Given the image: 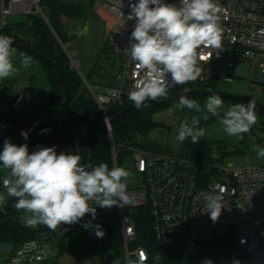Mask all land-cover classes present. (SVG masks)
<instances>
[{
  "label": "built area",
  "instance_id": "built-area-1",
  "mask_svg": "<svg viewBox=\"0 0 264 264\" xmlns=\"http://www.w3.org/2000/svg\"><path fill=\"white\" fill-rule=\"evenodd\" d=\"M42 0H0V33L8 27V17L15 14H39L46 21ZM97 13L105 22V42L109 49L106 80L94 86L86 79L85 87L95 100L108 125L112 145V117L110 110L122 106L133 90L139 70L129 63L123 49L134 29L135 21H127L130 3L136 0H96ZM168 3L176 0H166ZM219 8L222 40L220 49H205L206 59L201 62L202 78L184 91L197 90L201 85L233 81L240 64L250 66V79L264 86V0H215ZM121 4L123 7L121 8ZM122 11L123 16L120 15ZM66 48V46L64 45ZM70 65H77L74 52L66 49ZM113 63H110L112 62ZM259 69L260 79L255 80L254 70ZM112 69L116 73H112ZM3 130L11 129L8 123ZM135 172L142 177V185L128 190L132 205L118 207L121 223L124 261L135 258L138 250L148 256L147 264H232L233 258L242 264H264V167H238L235 163L224 165L219 160H206L194 155L170 151L130 147ZM218 194L223 197L221 214L216 222L204 212L205 197ZM148 208L150 212L155 247L165 252L187 250L201 243L230 240L234 246L227 255L199 261L172 260L165 262L147 247L138 244L134 213ZM262 231L256 235L255 228ZM58 250L49 232L36 234L23 243L9 264L42 262L56 256Z\"/></svg>",
  "mask_w": 264,
  "mask_h": 264
},
{
  "label": "clouds",
  "instance_id": "clouds-1",
  "mask_svg": "<svg viewBox=\"0 0 264 264\" xmlns=\"http://www.w3.org/2000/svg\"><path fill=\"white\" fill-rule=\"evenodd\" d=\"M123 5L121 4V8ZM127 21H135L134 29L123 49L129 63L139 70L133 90L128 99L137 108L147 107L148 101L167 99L169 89L186 85L202 78L201 62L206 59L205 49H220L222 30L219 8L215 0H136L129 4ZM120 15L123 16L122 11ZM13 39L0 35V80H5L21 69L32 65V57L20 58L19 65L14 62L16 49ZM178 107L194 110L190 120L180 123L176 140H186L198 144L205 136L201 120L216 117L224 132L232 137L243 139L257 123L256 102L247 105L235 103L224 108L223 97L213 93L201 106L189 95L179 96ZM31 130H22L21 136L28 139ZM50 131L42 130L41 134ZM257 157H264V147L255 149ZM77 152L57 151L56 146L38 145L30 151L27 143L16 144L5 139L0 149V169L6 175L0 178L4 192L0 193V208L9 198H14L13 207L19 213L21 222L28 227L45 226L49 230L64 234L61 225L80 223L91 230L97 238H103L104 230L100 224H93L97 207L111 209L132 205L127 185L132 175L124 167H109L107 163L92 165L83 163ZM204 212L213 222L221 214L223 197L208 194L205 197ZM135 258L128 256L124 264H147L148 256L138 250ZM159 262L160 256L154 257ZM112 264H121L114 258ZM207 264H213L211 259ZM232 264H242L233 258Z\"/></svg>",
  "mask_w": 264,
  "mask_h": 264
},
{
  "label": "trees",
  "instance_id": "trees-1",
  "mask_svg": "<svg viewBox=\"0 0 264 264\" xmlns=\"http://www.w3.org/2000/svg\"><path fill=\"white\" fill-rule=\"evenodd\" d=\"M40 6L48 22L39 14H31L28 15V19L25 22L15 24L13 28L7 27L1 34L10 36L13 41L27 45L52 60L67 80L71 91L73 108L85 116L102 120L98 105L83 84L81 77L72 71L70 59L60 44L61 42L63 45H66L72 41L68 25L69 22L88 19L91 14V5L89 6L83 1L76 0H42ZM14 30L16 33L13 32ZM104 54L108 56L109 51L107 54ZM26 55L31 56L40 63L48 74L51 95L53 100L59 102L61 107H63V115L54 124L47 125L32 122L28 117L19 116L13 110L6 111L0 108V149H2L4 140L9 139L18 145L27 143L30 151L35 150L38 145L46 147L56 146L58 152H77L78 150V153L83 158V163H90L92 165L107 163L110 168L115 166L112 145L109 141L107 129L90 126L81 119L67 115L64 110V87L54 69L49 67L40 58L29 53H26ZM106 56L105 58L100 57V59L107 62L108 57ZM100 61L94 65L88 74V82L96 78L95 76H98L100 70L103 69ZM107 76L108 74L105 72V78ZM100 78H103V75ZM214 85H201L198 89L216 90ZM192 86L193 82L173 87L169 89L168 97L180 94L187 87ZM192 99L207 98L196 97ZM132 103L129 99H125L124 104L112 108L109 115L114 118ZM164 108L166 107H141L127 115L121 122L112 126V136L116 144V159L119 167H123L131 159L130 147L138 146L148 150L165 151L153 147H146L141 142L142 139L148 136L150 131L157 127L152 119V113ZM208 120L218 119L210 116ZM3 123H8L12 128L3 130L1 128V124ZM44 129H50V131L41 134ZM22 130H31L26 141L20 134ZM184 144L188 147H185L180 153L191 154L202 159L211 160L207 155L203 157L190 151L191 144L190 146L187 142ZM2 191L5 190L2 183H0V193ZM14 202V198H9L6 205L0 210V243L10 245L9 252L12 256L23 243L35 238L36 234L44 232L51 234V239L56 243L58 250L57 256H60L65 252L70 233L75 230L84 229L81 226L84 220L91 219V216L86 214L80 223L61 225V230L67 229L62 235L59 230L53 232L43 225L35 228L25 226L20 220L22 213L17 212L13 207ZM133 216L138 234V244L147 247L155 255L158 254L165 262L172 260L192 262L227 255L234 246L230 240H215L201 243L193 249L165 252L155 247L149 209H139L135 211ZM93 224H100L105 232L103 238H97L90 230L97 238L96 242L100 243L102 240H108L107 245L109 244V246L116 250V253L119 254L121 264H124V255L122 253L123 237L118 207L114 206L111 209L97 207V215ZM112 241H116V243L112 245Z\"/></svg>",
  "mask_w": 264,
  "mask_h": 264
},
{
  "label": "rangeland",
  "instance_id": "rangeland-1",
  "mask_svg": "<svg viewBox=\"0 0 264 264\" xmlns=\"http://www.w3.org/2000/svg\"><path fill=\"white\" fill-rule=\"evenodd\" d=\"M83 1L91 5L90 17L86 20H74L69 22L70 36L72 41L66 44L70 52H74L78 59V64L70 65L73 72H76L84 84L88 74L102 58L104 53H108L105 42V22L97 13L96 0H76ZM27 15L15 14L8 17V27L13 28L15 24L25 22ZM14 33L15 30L13 31ZM66 52V51H65ZM26 53L16 49L14 62L19 65L20 58ZM107 57V56H106ZM103 69L98 76L90 80V84H102L105 78V69L108 65L105 60H101ZM110 63H113L110 62ZM112 73H116L112 69ZM103 75V78L100 76ZM255 80L260 79L258 68L254 70ZM88 81V80H87ZM215 89L239 96L241 98L252 100L264 108V86L255 84L250 79V66L240 64L235 70L233 81H221L216 83ZM203 106L207 99H194ZM224 102V108L231 107L233 103ZM0 108L3 110H13L19 116L28 117L35 123L52 125L60 116L63 115V107L60 103L53 100L48 74L42 68V65L32 58V65L27 69H21L19 74L0 80ZM193 115H198L194 110L187 108L180 109L178 103L157 110L152 113V119L156 123V128L150 131L147 137L141 140L146 147H153L159 150L170 152H181L187 142L191 148L190 151L210 157L211 160H219L224 165L235 163L238 167H264V157H257L255 149L264 147V118L257 114V123L248 133L243 134V139L227 135L223 126L218 120H201V127L205 129V136L201 138L198 144H192L186 140L180 143L176 140V135L181 122L190 120ZM131 172L127 190L137 188L142 185V177L135 172L132 159L128 160L124 166ZM6 175L5 171L0 169V177ZM4 192V191H2ZM2 208H0L1 210ZM262 231L261 227L255 228L256 235ZM97 238L90 230L79 229L72 231L67 240L65 252L60 256L49 257L42 262L29 264H112L114 258H119L116 250L107 245L108 240H102L97 243ZM116 243L112 241L111 244ZM10 245L0 243V264H9L6 260L10 251ZM124 257V245L122 251Z\"/></svg>",
  "mask_w": 264,
  "mask_h": 264
},
{
  "label": "water",
  "instance_id": "water-1",
  "mask_svg": "<svg viewBox=\"0 0 264 264\" xmlns=\"http://www.w3.org/2000/svg\"><path fill=\"white\" fill-rule=\"evenodd\" d=\"M0 35H3V34L0 33ZM13 42H14L13 47L15 49L21 50L25 53H29V54L34 55L35 57L40 58L49 67L54 69V71L56 72V74L58 76V79L61 81V83L63 84V87H64V91H65L64 110H65V113L67 115H71V116H74L78 119H81L82 121L86 122L88 125L96 127V128H103V129L108 128V125L105 121L97 120V119H93L91 117L85 116L73 108L71 91L69 89L67 80H66L64 74L61 72V70L57 67V65L52 60L48 59L47 57H45L44 55H42L41 53H39L38 51L32 49L31 47H29L27 45L19 44L15 41H13ZM60 44L63 47V49L66 51L64 45L61 42H60ZM213 93L221 95L223 97V100L229 101V102L234 103V104L235 103H242L244 105H247L249 102V100L241 98V97L236 96V95L231 94V93L222 92V91H218V90H212V89H197V90H191V91H184V92H181L180 94H177L175 96H170L167 99H160L157 101H148L147 106L169 107L171 105L178 103L179 96L183 95V94L189 95V97L192 99V98H196V97L208 98V96L213 94ZM137 109H139V108L135 107L134 103L130 104L125 109H123L117 116L112 118L109 126L112 127L114 124L121 122L127 115L136 111ZM256 111H257L258 115H260L264 118V108L263 107L256 104ZM112 139H113V136H112ZM115 146H116V144H115V141L113 139L112 150H113V155H114V165L118 166L117 159H116L117 155H116Z\"/></svg>",
  "mask_w": 264,
  "mask_h": 264
}]
</instances>
